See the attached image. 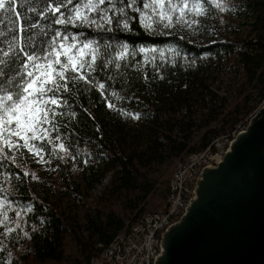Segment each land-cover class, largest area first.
I'll return each instance as SVG.
<instances>
[{"label":"trees","instance_id":"1","mask_svg":"<svg viewBox=\"0 0 264 264\" xmlns=\"http://www.w3.org/2000/svg\"><path fill=\"white\" fill-rule=\"evenodd\" d=\"M199 1L205 14L195 24L196 38L189 29L165 28L159 22L146 30L136 8L151 11L143 9L148 0L132 7H127L130 0H114L116 9L109 12L113 23L102 29L56 24L60 14L49 11L64 5L67 19L75 4L86 0H9L0 10V95L19 91L27 79L21 48L43 59L58 30L71 40L96 42V71L88 75L94 84L106 86L102 94L97 87L69 80L71 91L60 94L67 103L55 109L58 131L51 136L59 135L54 143L63 142L68 153L53 151L47 140L33 141L43 148L47 163L27 149H5L15 160L0 159V201H5L0 264H92L101 244L129 230L141 214L165 208L179 161L247 123L262 106L264 0H222L224 11L211 0ZM101 7L111 8L109 0ZM121 7L123 13L117 11ZM101 15L90 13V18L99 22ZM125 19L131 30L124 29ZM238 21L247 25L246 36ZM123 44L130 46L129 55L120 60L116 53ZM140 47L158 51L145 54ZM210 72L240 76L235 94H220L216 82H209ZM108 101L116 108H109ZM196 132H201L197 142ZM65 201L87 209L85 223L78 221L77 211L66 214Z\"/></svg>","mask_w":264,"mask_h":264},{"label":"snow or ice","instance_id":"2","mask_svg":"<svg viewBox=\"0 0 264 264\" xmlns=\"http://www.w3.org/2000/svg\"><path fill=\"white\" fill-rule=\"evenodd\" d=\"M7 2L9 0H0V10L6 8ZM136 2L137 0H130L127 7H132ZM211 2L221 11L225 10L222 0H211ZM67 3L71 4L72 0H67ZM105 3L106 0H86L83 3H76L72 9V14L67 19L64 18V13L61 11V7L64 5L49 7V11L53 14H60L55 20L56 24H81L89 27L94 25L97 29H102L105 24L111 25L113 23V16L109 12L111 9H116L114 0H109L111 8H102L101 6ZM143 9H150L151 13L158 18L157 20L149 12L143 11L139 7L136 8V11L140 12L143 27L149 31L153 30L157 22L165 28L171 27L173 25V14L177 11L179 14L178 22L188 23L189 27L195 24L196 21H184L186 9L195 12L197 16L205 14L202 3H194L190 7L188 0H183L182 4L174 3L173 0H148V2L143 3ZM117 11L123 13L124 8L121 7ZM90 13H103V15L100 16L98 22L97 19L90 18ZM19 15L20 13L17 12L16 16ZM31 27L35 28L37 25L33 24ZM123 27L126 30H131L127 19L124 20ZM21 31H23V28H21ZM0 35H3V33H0ZM57 37H62L58 44L55 43ZM52 40L51 51L46 52L43 59L37 56L35 52L29 54L21 48L27 60L23 65L27 79L19 86V91L4 90V94L0 95V159L7 157L14 161L15 157H8L5 149L19 151L24 148L39 157L40 162L47 163L42 155L43 148H38L33 141L44 142L47 140V143L53 146V151L59 148L68 153L69 150L63 142L54 143V140L60 141L61 137L59 135L55 138L51 136L52 132L58 131L57 125L53 122L57 115L55 109L67 103L60 94L71 91L69 80L74 83L82 81L85 84L97 87L102 94L105 90L104 83L94 84L88 75V73L96 71L95 65L99 48L95 46V41L80 42L73 36L71 42H69V37L62 35L59 30ZM107 46L110 47V45ZM119 47L121 50L116 53V57L123 60L129 55L130 46L123 44ZM156 51L158 50L155 48H139V52L145 54ZM132 54L134 55L135 52ZM5 55H8V53H5ZM89 55L90 59H87L86 57ZM161 55H163V52H161ZM2 62L0 61V63ZM148 62L149 58L145 55V63ZM29 64H31V70H28ZM119 67L120 64L117 63L116 68ZM68 73H73V75L69 76ZM0 75H3V73H0ZM112 95L117 96V93L113 92ZM107 106L111 109L116 108V105L111 101H108ZM125 114L132 115V113ZM135 118L138 119L139 114H136ZM45 125H48V127H45ZM4 203L5 201H0V208L3 207ZM4 219H8L6 213ZM7 231L11 232L13 229L8 228Z\"/></svg>","mask_w":264,"mask_h":264},{"label":"water","instance_id":"3","mask_svg":"<svg viewBox=\"0 0 264 264\" xmlns=\"http://www.w3.org/2000/svg\"><path fill=\"white\" fill-rule=\"evenodd\" d=\"M154 264H264V103L223 159L200 173Z\"/></svg>","mask_w":264,"mask_h":264},{"label":"built area","instance_id":"4","mask_svg":"<svg viewBox=\"0 0 264 264\" xmlns=\"http://www.w3.org/2000/svg\"><path fill=\"white\" fill-rule=\"evenodd\" d=\"M248 123H241L235 130L214 137L205 149L179 161L169 180L165 208L141 214L129 230L119 232L109 244H101L99 254L91 263L154 264L161 252L163 233L185 214L195 197L200 173L223 159L234 138L247 128Z\"/></svg>","mask_w":264,"mask_h":264},{"label":"rangeland","instance_id":"5","mask_svg":"<svg viewBox=\"0 0 264 264\" xmlns=\"http://www.w3.org/2000/svg\"><path fill=\"white\" fill-rule=\"evenodd\" d=\"M173 2L176 3L174 0H173ZM188 3H189V6L191 7L192 4L200 3V1L199 0H188ZM149 13L151 15H153L154 18H156L155 15L153 13H151V11H149ZM178 15H179L178 11L173 14V25L178 30L189 29L192 32V34H193V38H196V31H195V24L196 23L192 24V26L189 27L188 23H185L183 21H179L178 22ZM203 16H204V14L197 16L195 14V12H191V11H188L186 9L185 10L184 21L191 22V21L195 20L197 22ZM156 19L158 20V18H156ZM238 22H239L238 27H239V30H240V34L242 36H246L247 32H248L247 25H244L242 23V21H238ZM59 41L57 42V44L59 43ZM69 42H71V39H69ZM86 58L90 59V55L88 57H86ZM28 70H31V64H29ZM216 76H217V74H215L214 72H210V80H209V82H216L215 86H216L217 91L220 94H228V95L229 94L230 95L235 94L236 88L238 87L239 83L241 82L240 76H235L234 74H232L230 72L223 73V74H221L220 77H216ZM201 132H196L195 139H194L195 142H197L199 140ZM108 181H109V178H107L105 180V182H108ZM103 187H104V185H101V186L97 187V189L94 191V193L95 194H99L103 190ZM71 206L72 205L69 202H67V201L64 202V208H65L66 214L73 216L74 213L72 211H77L76 218L78 219V221L80 223H82V224L85 223V221L87 219V215H86L87 214V209L84 208V207H81V208L79 207L78 209H75V207H71Z\"/></svg>","mask_w":264,"mask_h":264}]
</instances>
